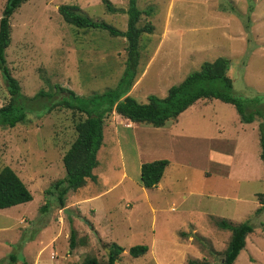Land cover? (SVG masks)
<instances>
[{
    "label": "rangeland",
    "instance_id": "rangeland-1",
    "mask_svg": "<svg viewBox=\"0 0 264 264\" xmlns=\"http://www.w3.org/2000/svg\"><path fill=\"white\" fill-rule=\"evenodd\" d=\"M103 1L126 10L127 0L23 1L9 19L5 50L21 95L50 94L57 86L86 98L117 85L125 65V39L76 29L57 13L59 5H75L90 20L125 31V13H108ZM4 2L0 0V14ZM136 6L152 10L137 24H150L152 32L138 41L137 76L129 94L136 102L144 104L150 95L164 98L170 86L202 63L222 57L229 61L231 94L264 112V0H136ZM57 94L66 96L59 91L29 107L49 105ZM8 99L0 75V107ZM190 107L159 141L157 128L107 115L92 170L95 181L67 191L62 209L50 189L65 175L61 157L75 138L80 116L67 109L33 110L25 114L24 124L0 128V169L10 168L31 196L27 203L0 210V264H81L86 257L105 264L112 243L123 249L115 264H220L230 234L217 227L219 219L252 228L233 264H264V209L256 212V195L264 193L260 120L247 124L255 125L253 133H241L243 123L231 105L209 100ZM205 128L211 137L197 135ZM241 138L250 145L244 147ZM122 145L129 167L125 177ZM148 148L160 160L173 162L161 185L150 190L140 187L137 169L150 162ZM254 165L255 177L239 175ZM136 245L147 250L132 258L127 251Z\"/></svg>",
    "mask_w": 264,
    "mask_h": 264
},
{
    "label": "trees",
    "instance_id": "trees-1",
    "mask_svg": "<svg viewBox=\"0 0 264 264\" xmlns=\"http://www.w3.org/2000/svg\"><path fill=\"white\" fill-rule=\"evenodd\" d=\"M24 0H5L0 14V75L4 81L9 99L0 107V128H13L15 125L24 124L26 115L38 110L50 112L52 109H67L77 113L79 119L74 124L75 138L69 144L61 157V165L65 172L62 179L55 181L50 191L55 197L58 208L64 207L67 191H75L85 185L86 180L95 181L92 170L97 166L96 155L102 144L103 119L111 114L122 117L131 123L160 128L167 122H175L179 114L185 111L198 100H218L229 104L237 113L243 124H249L258 118L257 125L259 159L263 166L264 176V112L261 108L252 109L250 101L231 94L232 84L227 76L229 61L226 58L217 57L210 62H204L197 71L189 73L177 85L168 88L164 98L150 95L146 103L141 104L128 95L137 76L136 68L139 61L138 41L142 34H151L152 26L144 24L138 27L141 15L150 16L151 8L141 11L136 6V0H127L126 10L114 9L108 1H103L106 11L110 14L125 13V31L121 32L103 22H95L83 16L75 5H59L57 13L61 20L76 29L104 31L112 37L125 39V65L117 85L112 89H106L100 94L93 93L89 97L76 96L70 91L55 86L50 94L37 93L27 98L20 93L18 82L10 75L6 66L5 50L10 43L9 19L19 8ZM65 95H56L49 105L40 104L39 108L31 109L30 103L45 97L51 99L57 92ZM168 165L167 160H155L143 163L139 168V184L145 189H151L159 182L163 170ZM49 191V190H47ZM259 204L256 212L264 209V193L256 195ZM31 201L29 191L8 167L0 169V210L11 208ZM215 224L220 230L229 232V240L222 254L220 264H233L239 252L245 246V238L252 232L247 223L231 224L219 219ZM74 231H69V248L74 247ZM105 264H115L123 249L112 243L107 247ZM146 246L136 245L128 249L127 253L132 258L143 255ZM10 260L13 258L10 256ZM26 264V263H21ZM81 264H98L93 257H86Z\"/></svg>",
    "mask_w": 264,
    "mask_h": 264
},
{
    "label": "crops",
    "instance_id": "crops-1",
    "mask_svg": "<svg viewBox=\"0 0 264 264\" xmlns=\"http://www.w3.org/2000/svg\"><path fill=\"white\" fill-rule=\"evenodd\" d=\"M130 94V90H129V93H128V95ZM201 101H203V102H207V101H209V100H198V102H201ZM192 106V105H191ZM189 108V107H188ZM191 108V107H190ZM187 110V109H186ZM183 113V112H182ZM179 117V116H178ZM177 117V118H178ZM177 118H176V120H177ZM176 122V121H175ZM173 123V122H172ZM172 123L171 122H167L165 125H164V128H162V127H160V128H157V129H155V135H154V137H155V140L156 141H159L160 139H158V137L159 136H164L165 134H167L166 133V130H168L169 128H170V126L172 125ZM149 127H151V126H149ZM153 128V127H152ZM151 129V128H150ZM240 130H241V133H244L246 130L247 131H249L250 133H253L254 131H255V125H253V127H251V125H247V124H241V126H240ZM198 132V134L197 135H202V136H205V137H211V130L209 129L208 130V128H205L204 130H201V131H197ZM170 137H172L173 138V136H170ZM196 139H198V138H196ZM211 139L212 138H210L209 139V141H206V142H210L211 141ZM199 140V139H198ZM241 142L243 143V146L244 147H246V146H249L250 145V141H249V139H245V138H241ZM211 150V149H210ZM146 151H148V152H150L149 153V155H147V160L148 161H155V160H160V158H157V156L156 155H154V149L153 148H151V149H147ZM213 152H217V153H221L220 155H223L224 154V150L222 151V152H220L219 150H212ZM123 152V153H122ZM121 154H122V159H121V165H122V171L124 172L123 173V175H124V177L125 176H127L128 174L126 173V170L127 171H129V167H128V165H127V162H126V160H125V151H124V147H123V145H122V147H121ZM199 154V153H198ZM198 154H196V155H198ZM161 159H164V160H167V162H168V165L165 167V169L163 170V173H162V176H161V178H160V180H159V182L156 184V186L155 187H159L160 185H161V183H162V181H163V175L166 173V169H168L169 167H171V166H173V162H172V159H170L169 160V158L167 159V158H161ZM142 164V163H141ZM140 164V165H141ZM139 165V161H137V164H136V166L135 167H137ZM140 165H139V167L137 168V169H139L140 168ZM254 169L252 168V169H246V168H244V169H242L241 170V172L243 173V174H239L241 177H247V178H249V177H252V176H256V172H257V168H256V166L254 165ZM133 169H134V166H133ZM132 169V170H133ZM167 177H168V175H167ZM163 186H164V183L162 184ZM141 187V186H140ZM155 187H153V188H155ZM141 188H143V187H141ZM143 189H145V188H143ZM152 189V188H151ZM150 190V189H149ZM155 213H158V212H156V210H155ZM154 213V214H155ZM173 213V212H172Z\"/></svg>",
    "mask_w": 264,
    "mask_h": 264
},
{
    "label": "water",
    "instance_id": "water-1",
    "mask_svg": "<svg viewBox=\"0 0 264 264\" xmlns=\"http://www.w3.org/2000/svg\"><path fill=\"white\" fill-rule=\"evenodd\" d=\"M106 253H107V250H106Z\"/></svg>",
    "mask_w": 264,
    "mask_h": 264
},
{
    "label": "clouds",
    "instance_id": "clouds-1",
    "mask_svg": "<svg viewBox=\"0 0 264 264\" xmlns=\"http://www.w3.org/2000/svg\"><path fill=\"white\" fill-rule=\"evenodd\" d=\"M128 121V120H127Z\"/></svg>",
    "mask_w": 264,
    "mask_h": 264
}]
</instances>
